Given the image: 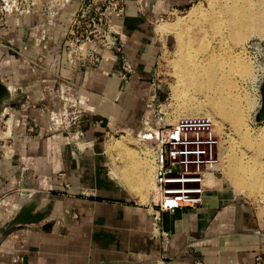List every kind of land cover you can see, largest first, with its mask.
I'll return each instance as SVG.
<instances>
[{
	"label": "crops",
	"instance_id": "1",
	"mask_svg": "<svg viewBox=\"0 0 264 264\" xmlns=\"http://www.w3.org/2000/svg\"><path fill=\"white\" fill-rule=\"evenodd\" d=\"M199 1L127 0L118 31L135 72L126 83L110 74V54L99 67L73 72L65 43L78 4L48 35L42 70L27 48L42 11L0 19V80L11 91L1 120L14 117L0 159V264H157L162 256L170 264H264V229L245 199L218 185L197 208L164 211L153 192L114 177L108 155L109 134L135 130L147 116L160 52L169 45L156 21ZM63 86L80 116L59 125ZM163 91L159 85L155 95ZM32 123L39 124L33 133ZM24 205L26 219L36 221L8 227Z\"/></svg>",
	"mask_w": 264,
	"mask_h": 264
},
{
	"label": "built area",
	"instance_id": "2",
	"mask_svg": "<svg viewBox=\"0 0 264 264\" xmlns=\"http://www.w3.org/2000/svg\"><path fill=\"white\" fill-rule=\"evenodd\" d=\"M78 4L73 22L67 29L65 52L73 72L84 67H99L104 56L113 57L110 74L123 82L135 72L121 43L119 24L126 17L127 0H0V19L22 17L42 11L45 20L34 31L29 40L34 53L33 64L42 70L45 63L40 61L52 48L50 33L59 26L63 11ZM67 87H62V104L56 115L61 125L70 123L71 117L79 119L80 111H72L73 100ZM35 132L39 124L28 125ZM157 140L153 146L155 191L160 194L159 207L164 211L197 208L204 204L208 190L217 187L221 173V152L223 138L215 120L210 116L181 117L174 124H165L157 129ZM77 134L76 141L84 137ZM0 135V148L5 157L10 148L9 139ZM164 246L169 239L164 233ZM167 256L157 259V264H170ZM197 264H203L198 262Z\"/></svg>",
	"mask_w": 264,
	"mask_h": 264
},
{
	"label": "bare ground",
	"instance_id": "3",
	"mask_svg": "<svg viewBox=\"0 0 264 264\" xmlns=\"http://www.w3.org/2000/svg\"><path fill=\"white\" fill-rule=\"evenodd\" d=\"M209 4V9H195L187 23L158 26L161 36L172 33L178 41L172 98L182 108V116L203 110L221 126L230 122L237 132L232 139L237 151L227 162L226 174L239 189L264 198V125L254 133L249 128L247 110L253 102L239 80L248 79L252 70L238 52L253 35H264V0H211ZM8 122L11 128L12 119Z\"/></svg>",
	"mask_w": 264,
	"mask_h": 264
},
{
	"label": "rangeland",
	"instance_id": "4",
	"mask_svg": "<svg viewBox=\"0 0 264 264\" xmlns=\"http://www.w3.org/2000/svg\"><path fill=\"white\" fill-rule=\"evenodd\" d=\"M210 1L211 0H200L187 9L171 11L166 14L165 17L158 19L155 24L157 25L160 23V25L176 26L182 23H187L190 21L191 13L195 9L200 7L209 9ZM162 38H164L162 39L164 43L169 41V45L166 46L165 44V47L160 52L156 71L153 75V85H151L150 88L151 93L146 98V107L148 108L149 113H147V116L149 115V117L145 116L144 120L140 121L141 125L139 128H134L135 130L129 131L111 132L106 139L108 155L112 158L113 162V173L115 174V171H119L116 173V177H118L117 179L119 181L126 180L128 183H133L134 186L137 185L136 189L138 188L142 192H145L146 196H149L151 192H153L154 200H157V196L160 195L155 191L154 158H150L152 162H149L147 161L148 159L145 160L144 157H147V155L153 157V146L150 143H152V140H157L159 136V131L157 129L165 124H174L181 117L209 115L204 114L203 110H198L197 112L199 114H184L185 116L180 114L182 108H178L172 98V86L176 81L174 67L178 57V54H176L178 41L175 34L172 33L165 34ZM242 47H244L243 50ZM238 49V52L244 55L245 61L250 65L252 70V74L248 79L239 80V85L241 88L243 87V92L247 98L251 99L253 102L248 106L247 115L249 117V128L253 130L254 133L264 125V119L261 120L256 118L262 104L261 86L264 82V35H253ZM131 75L132 74H130L129 77ZM159 85L163 87L164 90V96L162 98L155 95V90ZM210 117L212 116L210 115ZM2 119L3 121L0 118V135L8 138L10 136V130L12 129V127L10 128L8 121L12 119L13 122L14 117L12 116V118H10V115H6L5 118ZM136 121L134 122L136 123ZM146 121L149 123H146ZM157 121H160L158 125H161V127L157 125ZM216 124L218 131L222 133L221 136L223 135L222 137H224L221 152V173L218 175L217 186L219 185L228 188L229 191L237 195L239 198H243L250 203V206L257 215L258 221H260L264 229V198H262L259 193L255 194V196L258 195L255 197L252 194L251 196L246 190H243L242 188L239 189L238 186H235L236 184H233L234 181L230 179V176L226 174L228 173L227 162H231L230 159L235 157L234 152L237 151V147H235L236 144L232 141L237 132L230 122H224V125L222 124V126L217 122ZM11 137L8 140L9 145ZM121 143L124 144V148L119 147ZM2 151L3 148H0V153H2ZM2 155L0 154L1 157ZM129 175L132 177L130 180H128V178H130L128 177Z\"/></svg>",
	"mask_w": 264,
	"mask_h": 264
},
{
	"label": "water",
	"instance_id": "5",
	"mask_svg": "<svg viewBox=\"0 0 264 264\" xmlns=\"http://www.w3.org/2000/svg\"><path fill=\"white\" fill-rule=\"evenodd\" d=\"M261 95H262V104H261V109L257 113L256 118L257 119H264V82L262 83L261 86ZM10 99H11V91L7 85H5L1 80H0V118L2 116V113L4 112V109L10 105ZM28 206L24 205L21 207L19 212L16 214L15 218L13 221L9 224L8 227L14 226L18 223H30V222H35V219H26V215L28 212Z\"/></svg>",
	"mask_w": 264,
	"mask_h": 264
}]
</instances>
